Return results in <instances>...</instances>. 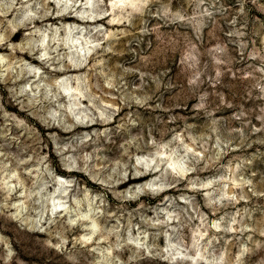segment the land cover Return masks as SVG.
<instances>
[{
    "label": "rangeland",
    "instance_id": "1",
    "mask_svg": "<svg viewBox=\"0 0 264 264\" xmlns=\"http://www.w3.org/2000/svg\"><path fill=\"white\" fill-rule=\"evenodd\" d=\"M0 264H264V0H0Z\"/></svg>",
    "mask_w": 264,
    "mask_h": 264
},
{
    "label": "bare ground",
    "instance_id": "2",
    "mask_svg": "<svg viewBox=\"0 0 264 264\" xmlns=\"http://www.w3.org/2000/svg\"><path fill=\"white\" fill-rule=\"evenodd\" d=\"M117 2H119V3H124L126 0H116ZM11 36H13V38H16L17 36H18V34L17 33H15V34H11ZM45 40H46V37L45 36H42V38H41V40H39V41H42V42H45ZM77 89V88H76ZM169 164L173 167V168H175V169H177V167H179V165H178V162L176 161V159L174 158V157H169ZM54 199V198H53ZM65 211V209L64 210H58L57 211V213H59V214H62L63 212ZM85 216H88L89 215V212H85V213H83ZM98 227V223L95 221V220H92V223H91V231L88 233V235H92L93 233H94V231H95V229ZM86 236V235H85Z\"/></svg>",
    "mask_w": 264,
    "mask_h": 264
}]
</instances>
